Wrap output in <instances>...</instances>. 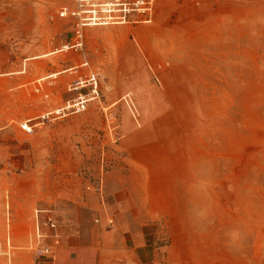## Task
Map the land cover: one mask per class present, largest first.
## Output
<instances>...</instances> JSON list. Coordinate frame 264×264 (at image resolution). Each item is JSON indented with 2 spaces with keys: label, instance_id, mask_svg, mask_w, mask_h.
Returning <instances> with one entry per match:
<instances>
[{
  "label": "rangeland",
  "instance_id": "rangeland-1",
  "mask_svg": "<svg viewBox=\"0 0 264 264\" xmlns=\"http://www.w3.org/2000/svg\"><path fill=\"white\" fill-rule=\"evenodd\" d=\"M71 5L0 0L1 182L57 227L86 199L109 226L118 196L149 264H264V0H155L80 40Z\"/></svg>",
  "mask_w": 264,
  "mask_h": 264
},
{
  "label": "crops",
  "instance_id": "crops-1",
  "mask_svg": "<svg viewBox=\"0 0 264 264\" xmlns=\"http://www.w3.org/2000/svg\"><path fill=\"white\" fill-rule=\"evenodd\" d=\"M128 160L137 171L145 170L136 159L129 157ZM5 170L11 173V167H4L0 169V177ZM32 192L27 185L2 183L0 179V264H149L155 261L156 251L150 249L144 229L145 215L128 218L118 196L109 202L108 217L112 220L109 226H105V217L94 223L97 204L86 199L73 205L72 211L65 210L57 236L46 237L47 229L42 227L40 238ZM43 248H49L50 254H40Z\"/></svg>",
  "mask_w": 264,
  "mask_h": 264
},
{
  "label": "built area",
  "instance_id": "built-area-1",
  "mask_svg": "<svg viewBox=\"0 0 264 264\" xmlns=\"http://www.w3.org/2000/svg\"><path fill=\"white\" fill-rule=\"evenodd\" d=\"M71 2V6H62L58 15L60 18H70L75 21V33L80 40L82 39L81 31L84 27L123 26L151 22L155 0H71ZM81 45L82 43L79 41L76 46ZM90 82H93L92 86L96 89L97 80L93 75ZM83 103L84 101H77L72 104L68 102L56 113L59 114L71 108L80 112L84 110ZM25 126L26 124L23 128L27 130ZM40 225L52 232L50 236H57L55 234L57 223L52 215L46 214L42 222H37L38 232ZM39 253L48 255L50 249L43 248Z\"/></svg>",
  "mask_w": 264,
  "mask_h": 264
},
{
  "label": "bare ground",
  "instance_id": "bare-ground-1",
  "mask_svg": "<svg viewBox=\"0 0 264 264\" xmlns=\"http://www.w3.org/2000/svg\"><path fill=\"white\" fill-rule=\"evenodd\" d=\"M98 27V26H97ZM60 52V51H59Z\"/></svg>",
  "mask_w": 264,
  "mask_h": 264
}]
</instances>
